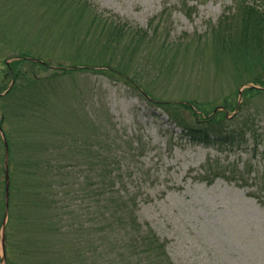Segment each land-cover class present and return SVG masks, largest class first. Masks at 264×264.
Here are the masks:
<instances>
[{
	"label": "rangeland",
	"instance_id": "rangeland-1",
	"mask_svg": "<svg viewBox=\"0 0 264 264\" xmlns=\"http://www.w3.org/2000/svg\"><path fill=\"white\" fill-rule=\"evenodd\" d=\"M238 1L87 0L99 18L146 32L148 40L126 73L155 99L190 100L198 116L181 110L190 126H197L202 115L212 112L228 114V118L235 115L236 105L243 101L240 83L257 73L255 63L242 62L236 74L226 55L213 44L219 43L213 41L212 29L222 15L234 12ZM52 9V1H0V39L9 33L14 45L20 43L51 65L70 67L76 46L69 43L66 50H59V43L71 42L74 34L81 35L84 29L69 20V13L51 17ZM90 34V46H94L100 38L99 26L94 25ZM123 46L121 42L114 49L116 61ZM214 49L220 55L219 62ZM91 51L95 60L98 48ZM16 52L6 40L0 41L2 91L11 82V75L4 77V58ZM13 57L8 60L15 61ZM30 62L22 60L17 65L28 78L35 75L45 79L54 73L51 67ZM73 69L57 75L53 85L43 82L29 86L31 79H18L26 89L23 99L43 118H53L54 102L56 109L63 108L66 121L69 119L67 126L52 123L50 128L59 131L41 127L46 138L56 137L51 144L61 145L57 151L61 156L56 160L60 162L72 152L83 153L86 138L93 155L102 150L103 142L95 140L100 127L108 132L111 142H106V151L110 152L109 161L115 163L121 187L134 194L138 219L166 242L175 264H264V90L247 97L242 110L230 121L235 131L244 132L242 140L236 138L240 142L233 146L222 143L216 147L190 141L170 120L169 112L147 100L119 75ZM11 101L18 100L0 98V119L13 136L17 124L4 118ZM72 109L75 114H71ZM86 117L90 123L85 122ZM70 133L82 143L78 152L77 144L72 146L68 137ZM110 258L117 255L113 253Z\"/></svg>",
	"mask_w": 264,
	"mask_h": 264
},
{
	"label": "trees",
	"instance_id": "trees-1",
	"mask_svg": "<svg viewBox=\"0 0 264 264\" xmlns=\"http://www.w3.org/2000/svg\"><path fill=\"white\" fill-rule=\"evenodd\" d=\"M29 1H52L51 17L69 13V20L72 23L78 22L77 28L84 29L81 35L74 34L71 42L59 43V50H66L69 43L75 44L71 60L76 70L107 71L119 75L147 100L169 112L170 120L181 127L192 142L217 147L222 143L233 146L235 142L242 140L244 132L235 131L230 121L242 110L247 97L252 93L262 92L263 89L244 88L241 93L243 101L241 105H236L237 111L231 118H228V114L218 115L212 112L199 117L197 126H190L181 115V110H186L191 111L195 117L198 116L190 100L171 102L155 99L153 93L141 82L126 73L133 64L138 49L148 40L146 32L125 23L120 26L114 19L99 18L87 0ZM97 20L100 24H97ZM94 25L99 26L100 35L94 42L96 47L90 46L93 40V34L90 33ZM212 33L213 41L219 43L213 44L226 55L227 62L233 65L236 74L240 72L242 62L256 64L257 73L251 79L242 81L240 86L253 83L264 87V79L261 78V72H264V2L239 0L234 12L222 15ZM4 40L17 52L4 58L3 62L7 67L4 77L11 75L13 84L0 98L13 97L18 100L11 101L10 111L4 112V118L17 124L12 131L13 136L4 128L3 118L0 119L8 147L9 170L5 264H175L167 253L166 242L149 225L138 219L134 194L127 193L121 187L115 163L109 161L110 152L106 151L108 132L105 133L98 127L95 140L99 144L103 142V147L102 150L97 149L94 155L89 150V138H86L82 148L85 154L72 152L59 162L56 159L61 156L57 152L61 145L51 144L53 139L56 142V137L48 139L43 132L56 129L50 128L55 122L58 126H67L69 119L66 121L63 108L56 109L53 102V118L45 119L42 114L37 113L36 107L28 105V101L23 99L27 95L24 93L26 89L21 88L18 79L28 77L17 65L22 60L27 61L26 57H36L42 62L29 59L32 65L51 67L54 71L45 79L31 76L28 78L32 80L29 86L43 82L53 85L57 75L73 72L75 69L62 66V63L51 66L43 56L21 47L18 45L20 43L14 45V38L9 33L2 35L0 41ZM121 42L124 45L123 51L119 52L120 58L116 61L113 58L118 54L114 51ZM143 47L144 50L148 48L146 45ZM91 48H98L95 60L92 58ZM217 52L215 50L214 56L216 62H219L221 59ZM51 53L54 54L55 51ZM13 56L19 58L6 64L5 60ZM17 90V94L14 93ZM6 107L9 108V104ZM75 113L72 109L71 114ZM85 120L90 123L88 117ZM44 125L43 131L41 127ZM53 133L64 134L51 131ZM69 135L72 146L77 144L75 152H78L77 147H82L81 141L77 136L71 133ZM91 156L95 158L94 161L90 159ZM4 160L5 146L0 135V227L5 214ZM113 253L117 255L116 259L110 258Z\"/></svg>",
	"mask_w": 264,
	"mask_h": 264
},
{
	"label": "water",
	"instance_id": "water-1",
	"mask_svg": "<svg viewBox=\"0 0 264 264\" xmlns=\"http://www.w3.org/2000/svg\"><path fill=\"white\" fill-rule=\"evenodd\" d=\"M249 86H254V85H249ZM241 91V90H240ZM1 131V127H0ZM3 140H4V145H5V214L4 218L1 224V235H0V249H1V264L4 263L5 260V225H6V220H7V209H8V198H9V172H8V166H7V143L5 141L4 135L1 131Z\"/></svg>",
	"mask_w": 264,
	"mask_h": 264
}]
</instances>
